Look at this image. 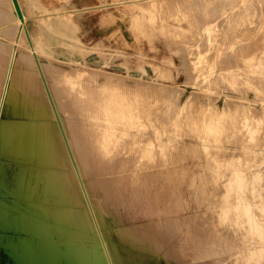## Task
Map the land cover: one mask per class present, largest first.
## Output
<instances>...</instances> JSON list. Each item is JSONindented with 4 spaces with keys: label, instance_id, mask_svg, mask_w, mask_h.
I'll list each match as a JSON object with an SVG mask.
<instances>
[{
    "label": "rangeland",
    "instance_id": "374dc122",
    "mask_svg": "<svg viewBox=\"0 0 264 264\" xmlns=\"http://www.w3.org/2000/svg\"><path fill=\"white\" fill-rule=\"evenodd\" d=\"M50 1L48 12L18 0L22 21L12 0H0V50L9 45L15 54L51 59L63 70L74 118L107 127L93 144L103 154L92 176L102 179L99 191L108 195L107 225L169 218V244L181 249L184 264L225 256L232 264H264V0H106L81 12L85 17L68 10V0ZM82 19L91 20L93 33L85 27L79 32ZM34 36L50 56L28 48ZM108 76L124 86H104ZM137 79L145 83L136 93ZM191 92L197 105H208L187 108ZM228 99L234 101L226 108ZM135 126L139 137L131 132ZM15 202L0 192V203L19 221L18 227L0 228V264H15L10 240H39ZM113 240L119 243L116 234ZM197 247L203 256H193Z\"/></svg>",
    "mask_w": 264,
    "mask_h": 264
},
{
    "label": "bare ground",
    "instance_id": "6f19581e",
    "mask_svg": "<svg viewBox=\"0 0 264 264\" xmlns=\"http://www.w3.org/2000/svg\"><path fill=\"white\" fill-rule=\"evenodd\" d=\"M184 1L187 2L188 0ZM195 1L197 2V0ZM213 2H217V0ZM213 2L211 4L209 2L210 6L216 4ZM236 2L238 3L239 1L237 0ZM28 5H32L35 9L39 8L38 6H42L36 3L33 4L29 0ZM153 6L155 5L153 4ZM239 7L242 8L241 5ZM249 8L251 9L252 6H249ZM239 10L243 12L241 9ZM249 12H251V10ZM257 13L259 14L258 11ZM257 16L258 15L254 17ZM55 18H53V20ZM249 18L248 20L251 19ZM232 21L235 22L233 19ZM7 25L8 24H5L6 27L4 26L3 28L5 31H8ZM248 25L249 24H247V27ZM34 37L35 39L33 40L28 38V43L32 44V46L28 48L50 56L45 51L40 37ZM201 42L203 43V41ZM62 71H60L58 67L56 68L51 59L42 62L37 57L22 51L19 52V54H15L9 45H5L4 48L0 50V158L4 159V161L0 159V192L14 196L16 199L15 203L18 205L17 208L22 210L24 212L23 215L30 221L29 230L33 231L39 238L37 244L32 243L28 239L10 240L9 243H6L14 263L129 264L135 261L136 264H158L164 260L166 264H184L181 261V249L175 244H169L171 239L170 234L174 226L169 218L150 220L147 223H136L133 225H116L115 227H109L107 225L105 215L110 213L107 199L108 195L104 190L103 192L99 191L103 182L102 179L101 182L96 180L97 178L93 179L92 177L96 168L95 161L103 154L102 151L96 149L93 144L95 141L99 140H97V137L102 136L101 134L103 133L101 132L107 129V127L90 124L85 126L74 118V112L69 104L70 101L68 102L67 100L69 99L66 98L67 93L65 94V91L67 92V90H65L61 84L65 77ZM101 73H98V75ZM70 74H74V72ZM85 78L87 77H84V79ZM92 78L93 76L89 79ZM121 79L124 80L126 78ZM138 79L132 89L133 92L136 93L142 91L141 89L145 83L144 80L139 81ZM114 83L121 87L124 86L122 82L116 83V80H113L109 76L105 79L103 85L112 86ZM151 83L149 84L151 89H153L152 87H157V84L155 86L153 83V86ZM89 87H85V89ZM148 88L149 87H147V90ZM157 89L155 91H157ZM92 90L90 91L92 92ZM76 91L78 90L76 89ZM193 93L191 92L192 95L189 94L185 102L187 108L193 104V102L197 105V102H195L197 99H195L196 96ZM77 95L74 94L75 97ZM230 96L231 95H229L228 98H230ZM242 96V99H245L243 94ZM86 97L90 98L89 96ZM226 98L227 97H225V99ZM236 98V100H238L240 97ZM225 101L227 108L232 104L229 101L234 100L228 99ZM175 103L177 104V102ZM237 103L240 102L237 101ZM242 103H246V101ZM202 104L198 103L200 107L197 106L201 108ZM205 105L208 104L206 103ZM73 106L76 107V104H73ZM88 106L90 107V105ZM197 106L193 107L198 109H195L196 112H200L202 108L199 110ZM193 107L190 109L194 110ZM88 110H90V108ZM193 110H191V112ZM226 110L227 109L224 111ZM127 111L129 112V109ZM171 112H173V110ZM198 113L195 114L198 115ZM257 114L259 115V113ZM94 115L95 114H93V116ZM173 115L175 114H172V116ZM260 117L262 118V116ZM198 119L199 118H197L196 121ZM135 127H137L136 130L134 129L131 132L139 137V135L142 134L141 129L138 128L139 126ZM235 127L236 126H234V128ZM20 200L22 201L21 203ZM12 207L14 208V206ZM16 214L10 211V207L0 203V228L4 229L17 226L19 221L16 223L17 218L14 216ZM24 221L27 222L26 220ZM14 228L17 229L16 227ZM114 234L117 235L119 243L114 242ZM192 251L194 257L203 256L205 252L198 247L192 248ZM223 260H226V264H232L230 258L226 256L223 259L200 260L192 264H222Z\"/></svg>",
    "mask_w": 264,
    "mask_h": 264
},
{
    "label": "crops",
    "instance_id": "0c3cea01",
    "mask_svg": "<svg viewBox=\"0 0 264 264\" xmlns=\"http://www.w3.org/2000/svg\"><path fill=\"white\" fill-rule=\"evenodd\" d=\"M30 1L33 4L36 3V4L44 6L48 12L51 11L52 9V3L50 0H39V1L30 0ZM103 1H106V0H68V5H66L67 6L66 8L70 11H76L79 17H83V16L85 17V13H81V12H85L88 9L92 8V6L98 3H101ZM34 10H37V9H34ZM88 17L90 18L91 15H89ZM82 22H84L83 23L84 25L83 24H81V26L78 25V29H80L79 32L81 33L83 31L82 28L85 27V28H89L88 31L90 33H93V26L91 25V20L87 19V20H83ZM88 31H84V32H88Z\"/></svg>",
    "mask_w": 264,
    "mask_h": 264
},
{
    "label": "water",
    "instance_id": "95a60500",
    "mask_svg": "<svg viewBox=\"0 0 264 264\" xmlns=\"http://www.w3.org/2000/svg\"><path fill=\"white\" fill-rule=\"evenodd\" d=\"M12 2H13V4H14V7H15V9H16V12H17L18 17H19L22 21H24V16H23V13H22V10H21V8H20V5H19L18 0H12Z\"/></svg>",
    "mask_w": 264,
    "mask_h": 264
}]
</instances>
